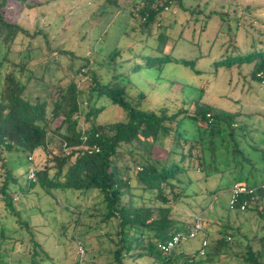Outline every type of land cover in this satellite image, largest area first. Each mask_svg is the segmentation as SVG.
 I'll return each mask as SVG.
<instances>
[{
  "label": "trees",
  "instance_id": "obj_1",
  "mask_svg": "<svg viewBox=\"0 0 264 264\" xmlns=\"http://www.w3.org/2000/svg\"><path fill=\"white\" fill-rule=\"evenodd\" d=\"M48 2L50 0H0V167L5 173L0 198L5 208L19 213L12 208L15 203L8 190L18 180L7 167L5 158L14 151H21L29 163L24 186L18 189L22 193L39 187L55 203H58L55 191L65 197L73 193L81 196L96 193L101 210L95 228L115 221L113 237L107 236L106 242L111 247L107 263L103 264H219L225 258H240L243 264H264V209L260 207L264 205V190L260 189L264 184V150L250 141L254 130L240 120L248 116L214 107L203 100V89L192 98L186 95L184 84L172 81L170 89H176L180 95L178 100L166 97L161 105L149 104L144 93L136 92L131 79L132 75L144 72L147 77L156 76L155 82L162 84V72L170 64H181L199 72L192 58L176 57L163 51L165 43L176 36L174 25L180 14H196L201 1L103 0L99 5L103 16L108 18L118 11L124 20L111 49L106 52L100 49L106 53L102 52L104 58L97 60L94 66L84 54L57 49L60 57L65 59L71 55L77 59L82 65L77 73L87 69L84 74L90 76L91 84L86 92L74 79L66 85L54 81L53 76L62 67L60 61L51 58L54 49L47 33L30 31L8 18V11L11 13L14 7L22 12ZM173 7L177 11L172 26L160 25ZM158 26L164 28L157 32ZM246 27L244 38L247 39ZM204 29L205 24H202L198 31ZM135 30L137 33L132 37ZM231 32L228 27L224 40L212 56L213 69L246 67L252 79L264 84V79L258 77V73H264V41L259 45L251 42L241 46ZM148 37H155L159 44L153 53L137 45ZM18 38L26 47L18 54L20 61L15 62L11 52ZM128 38L133 40L131 47L119 46ZM36 41L43 42L45 62L37 64L41 68L31 64ZM66 67L72 70L74 64ZM46 74L49 79L43 80ZM40 82L43 85L37 93ZM130 90L136 92L135 97ZM46 92L44 97L42 93ZM84 93L90 96L82 107ZM113 108L121 112V118L105 121ZM38 151L45 153L46 163L35 168L29 159ZM30 170L36 177L34 182L28 179ZM192 171L203 174V179L192 180L189 176ZM222 173L233 175L232 185L224 190L242 183L257 188L255 193L240 197L234 209L228 206L229 223L202 219L208 243L204 256H199V248L181 250L182 244L179 252L175 249L170 254L163 253L159 246L177 232H187L198 212L205 210L192 203H197L202 193L217 196L221 192L216 182ZM208 181L217 187L205 186ZM195 184L197 189L192 190ZM243 201L247 202V207L240 211ZM65 204L67 208L62 209L65 215L61 217H74L75 224L81 213L77 209L69 210L68 199ZM185 209L190 212L189 216L179 212ZM249 212L260 222L256 229L244 231L243 224L231 223L239 213ZM62 219L57 218L56 225L63 230L66 225ZM30 221L20 222L27 234L26 242L21 240L22 236L19 240L4 238L8 240L5 245L10 246L8 252L13 253L19 242L30 245V251L40 246L38 240L42 233L37 226H31ZM40 223L43 226V222ZM0 228L4 227L0 225ZM22 256L27 262L32 255L25 251ZM197 257L201 258L196 260Z\"/></svg>",
  "mask_w": 264,
  "mask_h": 264
},
{
  "label": "rangeland",
  "instance_id": "obj_2",
  "mask_svg": "<svg viewBox=\"0 0 264 264\" xmlns=\"http://www.w3.org/2000/svg\"><path fill=\"white\" fill-rule=\"evenodd\" d=\"M38 1L46 2L48 0ZM200 1L202 3L201 8L198 9L196 14L181 13L179 19L177 18V23L174 25L176 36L173 35L165 43L163 51L176 57L192 58L195 61V69L199 70V72L196 73L181 64H170L162 72L164 79L162 84L155 82L158 79H155L156 76L147 77L144 72L132 75L131 79L137 87L135 90L136 92L141 91L144 93L148 98L149 104L161 105L166 97L168 100L177 101L180 96L176 89H170L171 81L172 83L179 82L184 84L187 90L186 95H191L192 98L196 96L199 90L203 89L205 93L203 100L211 103L214 107L246 114L248 117L243 116L240 120H243L249 126V129L254 130V138L250 139V141L264 150V84L252 79L246 67L233 66L213 69L211 63L212 56L217 51L219 43L224 40L228 27L231 28V33L235 34L236 40L241 46L251 42L259 45L264 41V0ZM205 2L207 3L204 6ZM102 3L103 0H50V2L40 7L22 12L19 8L14 7L10 10L11 13L8 11V18L19 22L30 31L47 33L54 49L50 53L51 58L60 61L62 67L53 76L54 81L66 85L71 79H74L78 87L86 92L91 84L90 76H85L84 74L87 69L80 70L77 73V70L82 65L78 64L77 59L71 55H67L65 59L64 56L60 57L57 49H66L76 55L84 54L94 66L97 60L101 61L104 58L102 52L105 53L111 49L114 41L119 37L118 31L122 27L124 20L122 17L120 18L121 14L118 11L115 14L112 13L111 17L106 18L103 16L99 8ZM176 11L177 8L173 7L171 14L160 25L172 26ZM220 14H223V17ZM202 24H205V29L203 32H199L198 28ZM158 27L160 30L158 29L157 32L164 28ZM245 27L247 39L244 38ZM136 33V30L133 31L131 36L135 37ZM128 39L129 41H127ZM128 39L121 42L119 46L125 49L131 47L133 40L131 38ZM247 40L249 41L247 42ZM42 44V41L33 43L37 47L32 52L34 59L31 64L33 66L41 64L40 62L42 64L45 62L42 57L44 54V50L41 48ZM137 45L146 52L148 50L153 53V49L159 44L155 37H148L144 42L138 41ZM25 47L21 38H18L16 46L11 52V59L19 62L21 58L18 54ZM122 58L125 59L126 56ZM70 63L74 64L72 70L66 67ZM37 66L41 68V65ZM47 75H44L43 80L49 79ZM42 85L43 82H40L37 87V93H40ZM136 92L130 90L129 93L135 97ZM42 95L45 97L47 92L42 93ZM88 96H90L88 93L82 94V107L88 103ZM191 110L192 108H190ZM110 111L112 112L106 117L105 121L113 122L121 118V112L118 109L113 108ZM29 160H31L32 167H42L46 163L45 153L38 151ZM5 162L18 180L17 184H11L8 190H10L9 195L12 196L13 203H15L12 208L19 211V213H11L12 209H6L3 200L0 198V225L4 227L0 228V243H3L0 246V264H30L31 261L32 264L107 263V252L111 246L106 241L107 236L113 237L115 221L113 220L107 224L103 223L100 228H95L97 227V222L100 221L99 211L101 210L98 199L95 198L96 193L88 196L73 193L65 197L64 194L55 191L58 203H55L39 187L33 192L22 193L18 189L24 186L25 172L29 166L25 154L21 151H14L6 155ZM4 174V170L0 167V186L5 179ZM189 176L192 180L203 179V174L197 171L190 172ZM232 177V174H220L217 178L218 180L216 179V184L220 187L221 192L217 196H212L206 192L202 193L198 198V202L192 203L193 205H198V207L201 205L205 208L204 211L200 210L197 216L206 222L215 220L221 224L229 223L228 219H226V214H229L230 190H224L223 188L232 185ZM210 181L206 182L205 186L213 189L215 183ZM196 186L197 184L193 185L191 189H197ZM201 187V184H199L198 188ZM66 199L71 204L69 210L77 209L81 213L75 224L73 222L75 218L72 216V219H67V217L62 219L63 215H65L62 214L64 213L62 209L67 208ZM260 207L264 209L263 204H260ZM185 210H179V212L189 216L190 212L187 209ZM232 215L230 212V216ZM32 218L36 219V223L38 222V225H36L37 230L42 233L38 240L41 243L39 246L41 248L37 247L32 252L29 250L30 245L19 242L15 245L13 253L8 252L7 250L10 246L5 245L8 240H4V238L8 239V237H11L13 240H19L22 236L21 240L24 239V242H26L27 234L20 227V222H29ZM57 218H61L64 221L66 226L63 230L56 225ZM43 219L46 221L44 222ZM190 220L188 225H190ZM230 221L231 223L234 222L235 225L243 224L244 231H252L260 223L255 214L251 212L239 213L237 218ZM40 222H43V226L40 225ZM202 237L203 235H200L195 240L182 244L181 250L189 251L190 249L199 248ZM79 245H82L85 249V255L82 259L78 254ZM25 251H29L32 255L29 260L30 263L29 261L26 262L22 256ZM179 251L180 246L176 248L175 252ZM199 258L201 257H197L196 260ZM140 264L145 263L142 262ZM219 264H243V262L240 258L236 260L225 258Z\"/></svg>",
  "mask_w": 264,
  "mask_h": 264
},
{
  "label": "built area",
  "instance_id": "obj_3",
  "mask_svg": "<svg viewBox=\"0 0 264 264\" xmlns=\"http://www.w3.org/2000/svg\"><path fill=\"white\" fill-rule=\"evenodd\" d=\"M258 77L264 79V73L263 72L258 73ZM28 179L32 182L36 180V177L32 170L29 171ZM256 189L257 188L248 187L242 183L234 184L229 192L230 193V200L228 204L229 208L234 209L240 197L253 195ZM260 189L264 190V184L260 186ZM246 207H247V202L243 201L239 205V210L243 211L245 210ZM200 235H203V237L200 240V247L198 254L199 256H204L208 243H207V239L205 238L202 219L199 216L195 217L191 228L187 232H177L168 241L161 244L159 248L163 253L170 254L179 245L191 240H195ZM78 254L81 259L85 255V249L82 245H79L78 247Z\"/></svg>",
  "mask_w": 264,
  "mask_h": 264
},
{
  "label": "crops",
  "instance_id": "obj_4",
  "mask_svg": "<svg viewBox=\"0 0 264 264\" xmlns=\"http://www.w3.org/2000/svg\"><path fill=\"white\" fill-rule=\"evenodd\" d=\"M34 219H35V218H32V220H33L34 222H32L31 224H32L33 226H36V225H38V224H37L38 222L36 223V220H34ZM40 224H41V223H40ZM39 233H40V231H39ZM39 233H38V235H40Z\"/></svg>",
  "mask_w": 264,
  "mask_h": 264
}]
</instances>
